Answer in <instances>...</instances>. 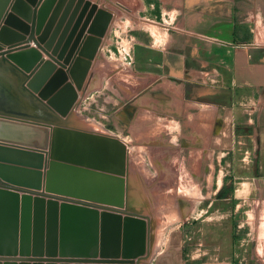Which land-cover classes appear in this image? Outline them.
<instances>
[{
  "label": "rangeland",
  "instance_id": "374dc122",
  "mask_svg": "<svg viewBox=\"0 0 264 264\" xmlns=\"http://www.w3.org/2000/svg\"><path fill=\"white\" fill-rule=\"evenodd\" d=\"M192 1L17 0L11 11L29 26L22 14H36L38 27L34 37L45 39L41 44L45 50V45L55 39L51 50L58 43V55L66 49L65 55L70 51L79 28L71 43L67 42L75 25H79L76 21L80 15L82 26L92 7L93 16L100 14L102 30L98 37L88 33V24L74 50L72 60L87 37H97L88 72L81 88L75 90L64 117H59L47 102L28 91L26 75L21 71L22 76L11 82L10 91L7 87L5 91L7 98L16 101V96L22 103L17 100V107L4 105L0 111L112 136L125 145L124 210L147 218L150 231L154 224L151 213L157 212L163 222L170 218L167 216L171 210L176 208L179 214L178 219L165 227L162 247L152 258L147 254L139 264L144 261L182 264L187 248L178 246L185 235L192 242L197 237L199 223L208 219L212 210L232 207L230 180L237 153L233 146L238 142L236 133H232V109L209 107L204 97L199 96L208 92L203 89L194 97L187 96L186 89L172 84L173 78L152 67L156 65L154 60H161L157 49L167 47L170 51V45L175 48L183 44L185 32L192 25L191 16L186 15L192 10L187 2ZM229 1L234 4L236 41L264 48V0ZM52 15L56 17L53 19ZM72 15L76 16L73 20ZM101 15H107L108 21ZM30 47L37 49L32 42ZM38 53L41 61L49 60L45 53ZM150 67L156 69L154 74L144 73ZM164 72L167 74V69ZM238 216H232V221L237 222Z\"/></svg>",
  "mask_w": 264,
  "mask_h": 264
},
{
  "label": "water",
  "instance_id": "95a60500",
  "mask_svg": "<svg viewBox=\"0 0 264 264\" xmlns=\"http://www.w3.org/2000/svg\"><path fill=\"white\" fill-rule=\"evenodd\" d=\"M16 1L0 0V71L24 73L28 91L64 117L95 53L100 14L92 7L82 26L80 15L70 51L58 55L55 39L45 50V39L34 37L36 14H22L30 26L11 14ZM86 28L97 37H87L72 60ZM7 103L0 90V105ZM125 174L126 147L117 138L1 110L0 264H139L150 222L124 210Z\"/></svg>",
  "mask_w": 264,
  "mask_h": 264
},
{
  "label": "crops",
  "instance_id": "0c3cea01",
  "mask_svg": "<svg viewBox=\"0 0 264 264\" xmlns=\"http://www.w3.org/2000/svg\"><path fill=\"white\" fill-rule=\"evenodd\" d=\"M187 3L192 10L186 15L191 16L192 25L183 34L185 43L175 48L170 45V51L157 49L161 60H154L152 67L173 78L172 84L186 89L187 96L194 97L203 89L208 92L199 96L209 107L231 108L232 133L238 142L233 146L237 153L230 180L232 207L212 210L199 223L192 242L185 235L178 246L187 248L182 264H264V48L236 41L233 2ZM171 41L175 42L173 37ZM152 67L144 73L154 74ZM16 76H22L16 68L0 71V90L6 98L5 87L10 91ZM14 100L9 96L6 106L13 107L17 100L22 103L16 96ZM237 214L240 218L233 222L232 216Z\"/></svg>",
  "mask_w": 264,
  "mask_h": 264
},
{
  "label": "bare ground",
  "instance_id": "6f19581e",
  "mask_svg": "<svg viewBox=\"0 0 264 264\" xmlns=\"http://www.w3.org/2000/svg\"><path fill=\"white\" fill-rule=\"evenodd\" d=\"M10 57L12 58V56L10 55ZM171 214L168 215L167 217L169 219H167V221L163 222L162 220V216L160 217L159 214L157 212H153L151 213L152 218L154 219V224H152V229L150 231L149 229V235H148V243H147V250H146V255L149 254L150 258H152L154 256V254L157 253V251L162 247L163 244V240H164V235L163 233L165 232V227L166 226H170V224H172L175 219H178V211L175 209L171 210L170 212ZM149 260V259H147ZM150 262V261H149ZM147 261H144L140 264H146Z\"/></svg>",
  "mask_w": 264,
  "mask_h": 264
},
{
  "label": "flooded vegetation",
  "instance_id": "af4514ba",
  "mask_svg": "<svg viewBox=\"0 0 264 264\" xmlns=\"http://www.w3.org/2000/svg\"><path fill=\"white\" fill-rule=\"evenodd\" d=\"M10 108H13V107H10ZM15 110H18V108H17V109H15Z\"/></svg>",
  "mask_w": 264,
  "mask_h": 264
}]
</instances>
